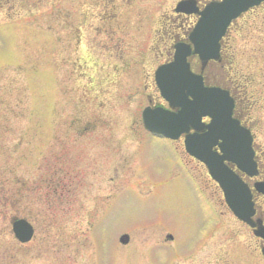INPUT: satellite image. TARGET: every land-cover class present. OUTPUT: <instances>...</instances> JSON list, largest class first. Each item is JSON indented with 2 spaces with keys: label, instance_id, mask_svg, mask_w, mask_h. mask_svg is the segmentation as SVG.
Listing matches in <instances>:
<instances>
[{
  "label": "rangeland",
  "instance_id": "rangeland-1",
  "mask_svg": "<svg viewBox=\"0 0 264 264\" xmlns=\"http://www.w3.org/2000/svg\"><path fill=\"white\" fill-rule=\"evenodd\" d=\"M184 1L101 0L98 10L97 0H66L0 23V176L12 190L20 180L37 190L21 201L37 229L33 243L18 248L13 209L0 214V264H264L261 249L260 263L250 257L252 235L227 212L207 169L144 129L155 70L173 52L166 21ZM235 28L234 70L214 68L222 82L227 72L264 68L255 64L264 7ZM244 84L264 151L259 86ZM61 157L80 179L70 181L68 214L41 200Z\"/></svg>",
  "mask_w": 264,
  "mask_h": 264
},
{
  "label": "water",
  "instance_id": "water-1",
  "mask_svg": "<svg viewBox=\"0 0 264 264\" xmlns=\"http://www.w3.org/2000/svg\"><path fill=\"white\" fill-rule=\"evenodd\" d=\"M263 1L224 0L209 7L202 14V19L191 37L196 53L204 61L217 59L219 42L230 24ZM177 11L196 12L193 2L180 3ZM189 54V50L184 49L178 54L176 62L162 68L157 76L163 96L179 111L175 113L164 109H147L144 113L145 124L153 133L174 140L187 134L188 152L207 165L212 177L223 188L226 200L235 215L254 226L252 217L255 211L250 189L226 165V161H229L250 176L257 174L251 133L233 119L234 106L228 94L206 89L202 79L191 72L187 62ZM204 117L212 118L210 126L203 124ZM192 129L197 133L190 134ZM206 129L208 132L200 134ZM217 146L221 148L222 156L214 152ZM257 188L264 194V185H258ZM14 231L23 243L31 241L34 234L33 228L26 221L15 224ZM255 233L264 239L263 227ZM122 242L127 244L130 238L125 236Z\"/></svg>",
  "mask_w": 264,
  "mask_h": 264
},
{
  "label": "flooded vegetation",
  "instance_id": "flooded-vegetation-1",
  "mask_svg": "<svg viewBox=\"0 0 264 264\" xmlns=\"http://www.w3.org/2000/svg\"><path fill=\"white\" fill-rule=\"evenodd\" d=\"M197 2L199 8L201 10L204 9V7L210 3L212 0H194ZM101 0H97V9L99 10L98 5L100 4ZM111 2V1H110ZM109 2V4H110ZM66 0H0V23L5 24H13L17 21H21L22 18H28L31 19L35 15V12L38 8H44V7H54L57 8L58 6L65 4ZM108 4V5H109ZM100 13V11H99ZM174 15H177L178 17L175 18L173 16L168 18L169 21H166V25H168L169 32L172 34L169 38V44L172 46L171 57L168 60L170 62L173 59L174 55V46L177 43H186L189 44V34L198 21V17L196 15L194 16H188L187 14H179L175 13ZM191 17H194L195 20H193V26L191 27L187 22L190 20ZM180 22V24H178ZM189 25L188 29L187 26ZM173 31V32H172ZM108 33L109 31L106 30ZM229 37H227L224 42L222 43V54L221 59L218 62H210L208 64H203L198 58H191V63L194 67V69L200 70L204 77L206 84L209 86H216L221 87L230 90V83L227 85L221 84V82L218 81L217 75L213 74V72H209L210 69L214 68L215 66L223 67L226 63V51H227V43H228ZM171 46H169L171 48ZM169 47L166 49V51H169ZM114 49V47H113ZM116 49V47H115ZM168 54V52H167ZM167 59V57H166ZM209 72V73H208ZM150 103L153 105H159L163 104L160 97H154L150 100ZM237 118L240 119L243 124L246 126H251L252 121L248 116L240 115L239 112H237ZM260 150L257 151V162L259 164V175L255 178H247L245 177V180L249 184L252 192H253V202L255 204L256 209V215L254 217V221L260 225L262 223L264 225V194L259 192L256 189V185L260 183H264V153ZM62 157L60 159H56L54 161V165H61L58 169L51 168L48 171V176L44 185V194L41 196L43 197V200L45 203H47V210L50 212H61L68 214V206L66 210H63V205L53 204L54 198L59 197L60 199L67 200L68 196L70 194L73 195L75 192V188L71 187L70 181L71 180H77L80 181L79 177H76L75 179L73 177H70L69 173L63 168ZM65 163V162H64ZM53 166V165H52ZM37 190L32 188L31 186H28L27 183L20 181H17L14 186L13 190L10 189L6 184L2 181V178L0 176V214H3L6 210L9 208L13 209L15 217L12 219L13 221H17L20 219H27L32 223V219L30 217V213H27L24 209V213L21 209V201L22 198L25 196L31 197L32 195H36ZM77 194V192H76ZM11 195V197H9ZM31 195V196H30ZM71 197V196H70ZM78 197V196H77ZM33 224V223H32ZM245 227L250 231V234L252 235V243L250 246V257L253 261L261 262L259 257L261 258L259 249L262 248L264 245V241L261 238H258L254 234V230L251 228ZM256 252V253H255Z\"/></svg>",
  "mask_w": 264,
  "mask_h": 264
},
{
  "label": "trees",
  "instance_id": "trees-1",
  "mask_svg": "<svg viewBox=\"0 0 264 264\" xmlns=\"http://www.w3.org/2000/svg\"><path fill=\"white\" fill-rule=\"evenodd\" d=\"M262 56H264V49L261 50L259 57L256 60L255 64H260L262 63V61L264 62V59L262 58ZM257 68V67H256ZM259 68V67H258ZM232 69L234 70V67H232ZM255 72H252L251 74L249 73L248 76L241 74L238 75L237 77H234V75H232V73H229V80H227L228 84H232V88L234 89V91L237 93L238 96H242V98H244V103L242 106V111L244 116H251L252 117V112H251V108L254 106L251 103V99L250 96L254 99L255 101V97L253 95H249L250 93L248 91L244 90V82L247 83L246 87L248 86H259V88L255 87L256 89H258V91H260V96L261 99L256 101V106L257 103L259 104V107L264 108V68L260 67L259 70H255ZM229 84V85H230ZM243 87V88H242ZM245 92V93H244ZM249 95V97H248ZM249 102V103H248ZM248 103V104H247Z\"/></svg>",
  "mask_w": 264,
  "mask_h": 264
}]
</instances>
